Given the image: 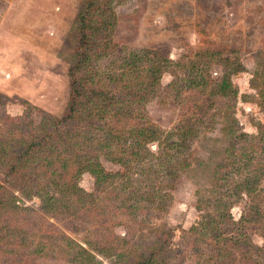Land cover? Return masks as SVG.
<instances>
[{
	"label": "rangeland",
	"instance_id": "rangeland-1",
	"mask_svg": "<svg viewBox=\"0 0 264 264\" xmlns=\"http://www.w3.org/2000/svg\"><path fill=\"white\" fill-rule=\"evenodd\" d=\"M82 1L0 0L2 123V117L19 116L27 107L37 120L36 108L55 116L65 113L70 98L71 37ZM115 7L119 21L114 40L120 48L101 61L104 74L115 68L124 47L153 49L169 54L175 60L183 55L199 60L202 66H211L209 72L214 78L227 73L238 93L215 98L200 122V135L192 149L182 156L183 164L178 166L177 172L161 175L157 189L170 197L167 208L158 216L154 217L142 204L134 213L125 211L122 206L118 209V201L111 199L101 202V207L107 205L111 211L102 215L98 224L94 220L89 222L90 215L85 213V207H80L76 216L47 213L41 208L42 198L37 188L41 176L35 170L29 178L35 188L32 196L16 191L19 205L26 208L24 212L9 210L3 211L2 215V222L19 226L28 234L30 245L15 246L14 234L2 232L6 242H1L0 248L6 250L0 252V264H75L59 251L58 247L63 245L60 235L86 244L88 240L96 241L93 230L99 227L105 234L102 243H110L116 234H126L132 244L139 246L148 244L155 237L156 229L171 228L174 230L171 263L198 264L203 253L209 252L206 239H197L189 230L202 219L201 216L206 219L210 218L209 213L216 216L214 198L224 187L222 177L226 165H230L229 169L236 165L231 173L240 178L261 156L264 140V0H115ZM198 53L203 57L197 58ZM207 53H212L215 60L210 61ZM229 65L232 66L230 70ZM180 72L183 73L178 67H170L162 78L163 87L149 94L146 103L148 116L168 130L175 129L182 113L179 101L167 87ZM24 100L27 103L24 104ZM242 132L248 137L237 138ZM4 138L7 136H0V139ZM154 149L157 150L156 145ZM204 161L212 163L218 178L201 166L200 162ZM103 162L109 169L120 168L107 159ZM3 179L0 173V182ZM80 184L87 192H93L95 178L85 173ZM135 184L142 185V182ZM261 186L264 187V178ZM49 190L51 194L55 192L52 187ZM232 199L235 201L232 213L235 219L241 220L251 198L243 194L241 197L234 195ZM89 205L93 206H86ZM241 227L254 244H264V221L247 219ZM230 234L225 232V235ZM39 241L46 245L53 243L50 251L55 249L54 256L33 253L31 249ZM96 255L100 264H119L114 257Z\"/></svg>",
	"mask_w": 264,
	"mask_h": 264
},
{
	"label": "trees",
	"instance_id": "trees-1",
	"mask_svg": "<svg viewBox=\"0 0 264 264\" xmlns=\"http://www.w3.org/2000/svg\"><path fill=\"white\" fill-rule=\"evenodd\" d=\"M76 20L69 53L70 98L65 113L55 116L36 108L37 120L27 107L23 114L7 115L2 117L3 123L0 121V136H7L0 139V173L4 176L0 182V243L6 239L1 235L5 232L14 234L15 246L30 245L28 234L19 226L2 222V215L9 210L24 212L26 208L19 205L16 191L32 196L35 188L29 178L35 170L41 176L37 185L41 208L47 213L76 216V211L85 207L89 222L94 220L98 224L99 218L111 211L107 205L101 207V202L111 199L118 201V209L122 206L125 211L134 213L142 204L154 217L158 216L167 208L170 197L157 189L161 175L177 172L178 166L183 164L182 156L192 149L200 135V122L215 98L238 93L227 73L214 78L209 72L211 66L204 67L199 60L187 59L186 55L175 60L153 49L124 47L115 68L104 74L101 61L120 48L114 40L119 21L115 0H83ZM197 56L203 57L201 53ZM207 58L215 60L212 53H207ZM173 66L183 73L167 87L179 101L182 113L175 129L168 130L148 116L146 103L149 94L163 87L162 78ZM227 68L230 70L232 66ZM239 136L248 137V134L242 132L237 138ZM262 142L260 158L252 167H247L248 171L240 178L232 174L236 165L232 169L226 165L222 177L224 187L214 198L216 216L210 213L209 219L201 216L190 228L189 232L197 239H206L209 251L203 253L198 264H264V244H254L241 227L247 219L264 221V187L261 186L264 140ZM103 159L120 168H107ZM200 164L209 172L216 169L209 161ZM85 173L95 178L93 192H87L80 184ZM214 174L217 177V171ZM243 194L251 200L241 220L235 219L232 198ZM88 204L93 206L87 207ZM93 231L96 241L88 240L86 244L60 235L63 245H59V251L75 264H100L96 253L114 257L119 264H172L174 230L171 228L156 229L155 237L141 246L132 244L126 234H116L105 244L102 243L103 230L99 227ZM225 232L232 234L225 235ZM51 244L39 241L31 250L54 256ZM5 250L0 248V252Z\"/></svg>",
	"mask_w": 264,
	"mask_h": 264
}]
</instances>
